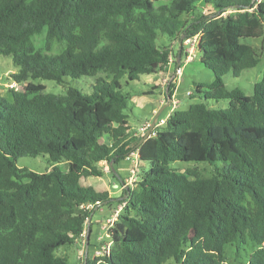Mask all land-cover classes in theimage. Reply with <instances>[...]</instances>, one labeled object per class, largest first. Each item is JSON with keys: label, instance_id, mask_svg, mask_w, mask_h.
<instances>
[{"label": "trees", "instance_id": "1", "mask_svg": "<svg viewBox=\"0 0 264 264\" xmlns=\"http://www.w3.org/2000/svg\"><path fill=\"white\" fill-rule=\"evenodd\" d=\"M195 35L214 75L195 91L228 108L174 110L139 144L146 133L131 132L120 81L165 71L173 58L165 38ZM246 39L263 51L264 0H0V55L17 68L9 78L25 84L0 94V264H68L59 248L85 245L93 211L114 204L107 251L82 264H223L227 247L246 251L244 264H264V73L252 95L223 82L260 62ZM100 73L91 94L54 95L34 83ZM131 153L140 169L131 186L121 180L120 197L81 184L110 163L118 177ZM40 155L47 172L17 166ZM178 161L215 168L204 177L170 167Z\"/></svg>", "mask_w": 264, "mask_h": 264}, {"label": "rangeland", "instance_id": "2", "mask_svg": "<svg viewBox=\"0 0 264 264\" xmlns=\"http://www.w3.org/2000/svg\"><path fill=\"white\" fill-rule=\"evenodd\" d=\"M211 8L205 7V14L209 12ZM39 38H35L36 46H39ZM245 43L256 46L260 53V62L258 65L251 69L243 70L239 77H234L231 73H227L223 76V82L228 90L234 88H241L246 95L253 94V86L256 82L260 81L264 73V49L260 50L261 42L257 39L243 40ZM164 42L170 44L173 47V64L171 67L172 74L170 76H164L162 74L156 75H143L133 82H126L122 79V92L128 95L129 108L125 110V114L128 116V122L131 127V132H136L146 121L152 123L155 117L154 108L158 106L159 101L162 99L166 88L171 85L175 91L173 100L177 103L174 106L171 104L166 107L160 116L156 119H167L168 115L174 110H185L189 105L194 103H205L209 108L213 109H226L228 108V101H204L202 96L195 91V85L198 83L206 84L214 79V75L211 70L205 68L200 63V53L195 52L192 61L181 63L183 74L179 78L173 77L175 71V61L177 51L179 48V41H170L165 38ZM59 48L55 46L52 53H57ZM17 68L13 65L10 56L0 55V94L8 96V84L13 81L9 76L16 72ZM104 74L100 73L96 77L82 76L78 79H72L70 77L63 78L61 83L48 80H36L35 84H43L45 86V93L54 95H64L66 90L70 87L80 90L84 94H91L93 87L96 83V79ZM25 84H17V90L23 91ZM162 88V91L159 90ZM152 92V94H147ZM188 92L191 95H188ZM167 102V101H165ZM174 109V110H173ZM134 160V158H133ZM219 163H216L217 165ZM123 166L117 170V176H113L110 173H106L102 177H87L82 178L81 184L83 186H91L97 192L107 191L120 197L122 193L121 180L123 184L132 185L136 180L140 166L137 164L135 174L132 176L129 170L132 168L129 162H123ZM17 166L19 168H25L35 173H44L50 169L47 156H37L35 158H19L17 160ZM61 168H65L64 164L59 165ZM149 164L145 163L144 169H148ZM171 168L177 169L180 172L185 171L188 168H196L201 176L209 177L214 172V165H210L206 162H173L170 164ZM118 169V167H117ZM125 169V170H124ZM132 176V177H131ZM131 177V179H130ZM117 185V187H114ZM120 190V191H119ZM116 192V193H115ZM120 210V206L114 204L113 208L103 205L99 209H95L91 214L92 234L90 237V246L88 247V254L84 253L85 245L81 243L80 246H64L59 248L56 252L57 255L66 257L68 264H82L85 257L92 258L99 256L101 252V246L105 245V235L107 234V228L109 221L112 222L113 218H116L117 212ZM98 245L95 246V244ZM97 252H94V250ZM86 254V256H85ZM239 254V255H236ZM246 251L242 254L235 253L233 247L226 248L225 261L223 264H244ZM244 257V258H243Z\"/></svg>", "mask_w": 264, "mask_h": 264}, {"label": "built area", "instance_id": "3", "mask_svg": "<svg viewBox=\"0 0 264 264\" xmlns=\"http://www.w3.org/2000/svg\"><path fill=\"white\" fill-rule=\"evenodd\" d=\"M204 13H205V11H204ZM197 42H198V35H195V36L190 37V38H185V39L182 38L181 39L180 47H181V51H182V57L184 58L183 61L185 63L193 60L195 52H196ZM171 64H173V58L169 59V65H171ZM182 74H183L182 65L179 64L175 68V71L173 73V77L175 76L176 78H179L180 76H182ZM8 89L17 90V83H15L14 81L9 82ZM167 90H168V87L166 88V90L163 94V103H165V101H167V97H168ZM188 95L190 96L191 93L188 92ZM173 98L174 97L172 96L170 105L172 104L174 106L177 103L173 100ZM165 121H166V119H159L158 121H155V124H154L153 128L151 129L150 134L154 135V129L158 128L160 126H163L165 124ZM150 127H151V123L149 121L144 122V124L134 133V136H140V135L147 133L149 131ZM133 158H134V160H133ZM126 160H129L131 162L132 168L129 170V173L133 176L135 174V169H136L137 164H138L137 153H131L129 156L126 157ZM103 171L105 173H109V166L105 165L103 168ZM131 177H130V179H131ZM125 185H127V183ZM113 221L114 220H112V222H110V221L108 222L109 225H108L107 231L112 226ZM107 236H108V232L105 235V237H107ZM108 247H109L108 245H102L101 246V252L105 251V250L107 251Z\"/></svg>", "mask_w": 264, "mask_h": 264}, {"label": "crops", "instance_id": "4", "mask_svg": "<svg viewBox=\"0 0 264 264\" xmlns=\"http://www.w3.org/2000/svg\"><path fill=\"white\" fill-rule=\"evenodd\" d=\"M180 45V44H179ZM172 47V46H171ZM172 49H173V47H172ZM183 60H184V58L182 57V55H181V49H180V46H179V48H178V51H177V56H176V58L174 59V61H175V67L176 66H178L179 64H181L182 62H183ZM171 67H172V64L171 65H169L168 67H167V69L165 70V71H163V72H161V73H159V74H162V75H164V76H170L171 74H172V70H171ZM159 90L160 91H162V88L160 89L159 88ZM174 94H175V91H174V93H173V97H174ZM166 103V102H165ZM165 103H163V95H162V99L159 101V103H158V106L156 107V108H154V112L156 113ZM123 162H129L130 163V165H131V162L129 161V160H124V161H121L119 164H118V166H116V169H117V167H118V169L117 170H119L120 169V167L121 166H123L122 164H123ZM125 170V169H124ZM124 179V178H123ZM122 179V180H123ZM124 181V180H123ZM122 182V181H121ZM117 185H114V187H116ZM123 186V185H122ZM120 191V190H119ZM116 193V192H115ZM109 196L110 197H113V198H118V196H116L114 193H113V195H112V193L111 192H109ZM113 207H111V209H112ZM115 212H119V210L118 209H116L115 210ZM117 215V214H116ZM113 218V220H115L116 218H114V217H112ZM92 226H93V224H92ZM93 233V232H92ZM91 233V234H92ZM96 245H98V243H96L95 244V246ZM78 246H80V244H78ZM101 248V247H100ZM85 249V248H84ZM94 252H97V250L95 249L94 250ZM84 253H85V250H84ZM87 254H88V249H87Z\"/></svg>", "mask_w": 264, "mask_h": 264}, {"label": "water", "instance_id": "5", "mask_svg": "<svg viewBox=\"0 0 264 264\" xmlns=\"http://www.w3.org/2000/svg\"><path fill=\"white\" fill-rule=\"evenodd\" d=\"M170 103H171V97L168 96L167 97V102L155 113V117H154V120L151 123V127H150L149 131L143 136V138L141 139V141H140L139 144H142L148 137H150V131L153 128L156 119L160 116V114L162 113V111L166 107H168L170 105ZM109 168H110L111 171H113V165H112V163H110ZM88 230H89V223H87L86 231H85V253L86 254H87V249H88V245H89V233H88Z\"/></svg>", "mask_w": 264, "mask_h": 264}]
</instances>
